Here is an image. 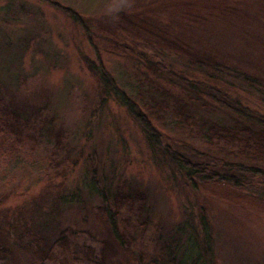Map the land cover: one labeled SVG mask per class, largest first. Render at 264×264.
<instances>
[{
  "label": "rangeland",
  "instance_id": "374dc122",
  "mask_svg": "<svg viewBox=\"0 0 264 264\" xmlns=\"http://www.w3.org/2000/svg\"><path fill=\"white\" fill-rule=\"evenodd\" d=\"M99 64L190 162L264 169V0H0V264H264V195L190 183Z\"/></svg>",
  "mask_w": 264,
  "mask_h": 264
},
{
  "label": "trees",
  "instance_id": "16d2710c",
  "mask_svg": "<svg viewBox=\"0 0 264 264\" xmlns=\"http://www.w3.org/2000/svg\"><path fill=\"white\" fill-rule=\"evenodd\" d=\"M64 12L75 24H79L81 22L80 18H78L75 14H72L69 11ZM90 71L96 76V78H98L100 84L103 87V93L110 90L119 104L125 108L129 116L133 118L134 121L139 125L149 148L153 152H159L163 154L172 164L175 166L177 165L180 170L184 171L186 179L190 183L193 182L192 178L194 177L202 183L211 182L229 185L235 189H242L246 187L254 190L256 189L260 195H264V169L253 165L246 167L240 163L228 161L224 164L225 166L222 167V171H217L213 168L190 162L188 158L170 149L168 145L165 144L163 138L160 137L159 133H157L155 128L150 124L149 120L146 119L145 115L135 106V103L123 92L116 88L112 79L109 77L108 73L104 70L101 64H99L97 68L91 66ZM176 80L190 88L191 91L198 92L200 89H202L198 88L196 83H189L188 81L181 80L178 77ZM199 87L204 86L200 84ZM216 95L218 96L213 95V98L211 99L209 97V99L212 101L214 100V102H216L219 106H222V108L240 116H244L247 112V108L242 107L238 101L232 100L227 95L222 93H216ZM257 118L258 117H256V119ZM6 126L10 130L15 140H18L22 137V131L18 126L17 115H14L13 119L8 121ZM212 130L216 131L215 129ZM211 134L214 136L217 135L214 134L213 131H211ZM253 136L254 135H249L243 139L239 138L240 140L238 142V148L236 149V157L241 158L247 154V156H252V159H256L264 155V138L255 140L257 136L255 135L254 138ZM220 139L221 138L218 137L216 141L219 142L218 140Z\"/></svg>",
  "mask_w": 264,
  "mask_h": 264
}]
</instances>
